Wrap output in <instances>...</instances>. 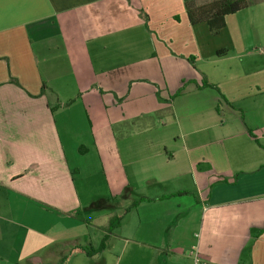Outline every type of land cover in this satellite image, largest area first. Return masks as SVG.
I'll list each match as a JSON object with an SVG mask.
<instances>
[{
    "label": "crops",
    "instance_id": "obj_1",
    "mask_svg": "<svg viewBox=\"0 0 264 264\" xmlns=\"http://www.w3.org/2000/svg\"><path fill=\"white\" fill-rule=\"evenodd\" d=\"M186 1L0 0V264H264V0Z\"/></svg>",
    "mask_w": 264,
    "mask_h": 264
},
{
    "label": "trees",
    "instance_id": "obj_2",
    "mask_svg": "<svg viewBox=\"0 0 264 264\" xmlns=\"http://www.w3.org/2000/svg\"><path fill=\"white\" fill-rule=\"evenodd\" d=\"M262 0H187L185 2L187 15L192 24L206 22L212 33L216 34L226 26V17L230 14L248 7ZM224 52V51H219ZM137 202L133 203L135 206ZM122 220V216H115L109 228L112 231ZM106 237L99 248H89L85 246L77 247L88 254H93L104 247Z\"/></svg>",
    "mask_w": 264,
    "mask_h": 264
},
{
    "label": "built area",
    "instance_id": "obj_3",
    "mask_svg": "<svg viewBox=\"0 0 264 264\" xmlns=\"http://www.w3.org/2000/svg\"><path fill=\"white\" fill-rule=\"evenodd\" d=\"M194 264H208L207 261L203 260L199 254L194 255Z\"/></svg>",
    "mask_w": 264,
    "mask_h": 264
},
{
    "label": "rangeland",
    "instance_id": "obj_4",
    "mask_svg": "<svg viewBox=\"0 0 264 264\" xmlns=\"http://www.w3.org/2000/svg\"><path fill=\"white\" fill-rule=\"evenodd\" d=\"M199 1L201 2V1H204V0H199Z\"/></svg>",
    "mask_w": 264,
    "mask_h": 264
}]
</instances>
